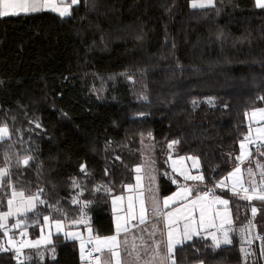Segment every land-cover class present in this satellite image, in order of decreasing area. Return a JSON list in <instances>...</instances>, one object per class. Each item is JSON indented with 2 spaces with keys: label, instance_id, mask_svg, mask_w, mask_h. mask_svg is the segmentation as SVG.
<instances>
[{
  "label": "trees",
  "instance_id": "1",
  "mask_svg": "<svg viewBox=\"0 0 264 264\" xmlns=\"http://www.w3.org/2000/svg\"><path fill=\"white\" fill-rule=\"evenodd\" d=\"M192 1L80 0L69 16L0 17V126L10 133L0 140L9 173L0 212L13 191L43 189L45 203L20 216L30 237L40 236L45 216L71 222L84 211L98 235L112 234L111 199L134 183L145 136L159 158L172 141L178 155L198 156L205 186L235 166L247 112L264 107V9L255 0ZM160 183L162 195L175 189L166 177ZM217 191L236 217L240 198ZM243 203L257 208L264 264V201ZM58 238L22 259L0 251V264H81L77 242ZM174 255L176 264H244L236 238L213 247L198 237Z\"/></svg>",
  "mask_w": 264,
  "mask_h": 264
},
{
  "label": "rangeland",
  "instance_id": "2",
  "mask_svg": "<svg viewBox=\"0 0 264 264\" xmlns=\"http://www.w3.org/2000/svg\"><path fill=\"white\" fill-rule=\"evenodd\" d=\"M197 2H202V0H197ZM192 3L193 1L191 2V5ZM257 109H264V107L256 106L247 112V122H246L247 131L239 141V157L242 154L241 143L244 142V138L246 136L250 135L251 139L255 141V143L249 144L247 148L243 150L245 158L237 160V162L235 163V166L230 171V174H233L236 168H239L240 172L234 175H229V177H227L228 176L227 174L221 178L222 179L221 183L223 182V184L225 185H227L228 183L227 181H229L230 188H228V186L226 187L219 186L221 185V183H218L214 186L215 199L219 197L222 200H227L228 201L227 206L215 203L214 202L215 199L211 200L208 197V195L205 193L206 184L204 183L203 180L202 181L190 180V179H186L185 175H181L182 172L187 175H191V176L202 175L200 159L198 156L178 155L176 152H178V149H179V142L173 143L172 141L168 145L167 155H165L164 153L159 158L157 154L156 144L153 141V138L151 136H145L143 140L141 141V144L139 147V150L142 154V160L135 167V178H134L135 182L127 186L126 188L127 193L125 197L124 195H122L123 193L116 195V197H123V200L117 201L114 207L118 209H123L122 211H124L125 206H128L129 197H132V202L133 200H135L134 202H138L137 200H141L142 198L141 194L146 195L147 192L136 191L134 189V186L135 187H139L140 185L144 186L145 183H147L149 187L148 193L150 195V200L154 199V197L151 195L153 192L152 189H155L157 186L159 187V183H160L162 176L166 177L169 181L173 183V185H175L178 188L177 193L180 192L184 188L190 189L191 193L187 195L186 197H189L194 194H197L199 197H205V194H206V198L199 200L197 205L200 204L203 208H205L206 210L205 217H206L207 223H208L209 218L213 217V213L211 212L212 210L210 209V205L212 208L216 206L227 207L229 209L230 214L232 215V218H230L231 223L227 225V229H226V231L228 232V238L231 240L230 244L233 243L235 238L239 241L240 251L242 254V260L244 264L259 263L260 255L262 254V236L260 234V231L258 230L257 221H255L257 208L255 207L256 212L255 214H253L251 206L247 203H243V202H247V200L249 201V199L245 198L246 195L257 196L259 194H264V187H261V185L264 184V175H262L264 174V134H260V135L257 134V129L264 128V120H260L259 116H257L256 119H253L251 116L252 112ZM3 126H0V127H3ZM7 137H9V135ZM249 152L251 153V155H249ZM189 157H191V159H189ZM194 163H196L198 166L193 167ZM138 168H139V171H137ZM3 169H6V168H0V170H3ZM186 182H189V183L185 185ZM253 185H255V188H256L255 192L252 191ZM233 186H235L236 191L239 193L238 195L233 193ZM219 188L229 190L232 194L240 198V201L237 202L236 208H235L237 212L236 217H234L233 215L232 208L231 207L229 208V204H230L229 199L226 196L222 195L219 191H217V189ZM242 188H248L249 192L245 193L243 191V193H240V190ZM113 198L111 199V204L113 202ZM191 200L192 199L187 200V202L181 208L182 210L181 216L182 217L188 216V218H190L192 221L195 218V208H193L191 204ZM194 200H197V199H194ZM134 204L136 205V203ZM114 207H112V211ZM133 210L135 211V208H133ZM189 212H191L190 217H189ZM122 213L125 214V212H122ZM82 218L85 219L87 223L86 224L81 223L85 225H83L82 227H76L77 224L75 221H80ZM55 221L61 222L60 231L57 230ZM92 226L93 225L91 224V217L86 211H84L82 212L81 216H79L76 220L71 221V222L70 221L66 222L65 220H53V221L49 220L44 226L41 227L40 235L43 236L45 239H50V240L52 237V239H54L53 240L54 242V241H57V239H59L58 234H60L62 236V239L66 240L65 239L66 237H70L67 234L69 232L72 233V230H74V228L75 230H80V232L85 229V231L89 233L88 229L92 228ZM210 228H213V227H210ZM213 229H216V227H214ZM213 229L210 231L214 232ZM44 230L45 232L43 235ZM52 230L54 231L53 233H52ZM203 231L204 233H207L205 232V229ZM49 233H51L50 236H49ZM55 235H57L56 238L54 237ZM20 236L22 235L20 234ZM205 236L207 237L209 236V234ZM7 237H10L11 239H14V240L16 239L15 237H11L9 235ZM42 244L44 245V243ZM46 244H51V243H46ZM257 244H259L260 246V253H259V248L256 247ZM78 245L80 249V263L86 264L87 260L82 259L81 243H78ZM212 246L215 247L214 244ZM6 249L8 248L6 247ZM14 251L17 253V250H14Z\"/></svg>",
  "mask_w": 264,
  "mask_h": 264
},
{
  "label": "crops",
  "instance_id": "3",
  "mask_svg": "<svg viewBox=\"0 0 264 264\" xmlns=\"http://www.w3.org/2000/svg\"><path fill=\"white\" fill-rule=\"evenodd\" d=\"M50 2H55V3L59 4L60 0H50ZM68 4H71V0H63V5H61V6L68 5ZM77 4H75V5H77ZM73 6L74 5H72V7ZM72 7H71V9H72ZM71 9H70V11H71ZM43 11L54 12L51 10H43ZM38 12H40V11H38ZM54 13L58 14L57 12H54ZM21 14H23V13H21ZM229 175H230V172L228 173L227 177H229ZM0 178H1V180H0V185H1V181H2L3 177H0ZM227 182H228L227 186H228V188H230V183H229V181H227ZM188 183L189 182H186L185 185H187ZM148 188L149 187H148L147 183H145L144 186L143 185H140L139 187L134 186V189L136 191L147 192L146 195L142 194V198H141V200L144 203V207L146 209V212H145L146 219H145V222L143 224L139 223V217H140V212H141V200H137L138 202H134L135 200H133V202L136 203V205H135L132 202L133 208H135L134 215H135L136 219L130 220V222L128 224V227L130 228V232L127 235L124 233H121L120 237H119V239L121 241H123L125 238H127L129 240L128 251H125L124 246L121 245L120 252H121L122 264H170V260L167 257V249H166L167 232L169 230V224H168L169 218L166 215L167 213H172L173 215L171 218L176 221V223L171 226L172 228L176 229V231L173 234L174 238H181L182 239V233H183L185 224H188L190 229L194 228L201 233L200 236L194 235L191 240L185 241L183 244L191 242L195 238H198V237H203V238L209 239L211 244L212 245L214 244L210 235L207 237L205 236V235L209 234L211 232L210 230H212L213 228H210V227L206 228L205 232H207V233H204V231H203L204 228H200V225H199L200 208L202 207L200 204L195 207V218L192 221L190 218L186 219V217H188V216H186V217L181 216V213H182L181 208L184 206V204L187 202V200L197 199L199 197L197 194L191 195L189 197H186V198H183L180 200H176V201L170 203L167 207H165L164 203H163L164 200L166 198L172 197L174 194H176L178 191V188L175 186V189L173 192L169 193L168 195H162L161 194V183H159V187L157 186L155 189H152L153 192L151 195L154 197V199H151V200H150V195L148 193V191H149ZM131 189H130V191H131ZM21 192L22 191H15V193H17V195L14 198H13V195L10 197V199H13V205H12L13 215L8 217L7 221H0V222L5 223V228H2L4 236H5V246H7V248L11 249V250H19V252L17 251V253L20 254V256H23L24 250L27 248H39L41 246L49 245V244L44 243V245H43L42 243H40L38 247H21L22 244H28L31 242L39 241L42 237L41 235L37 238L30 237L26 222L23 221L22 219H20V216L26 214L27 212H22V211L17 212L16 211L17 208L24 209V208L30 207L29 200H28V197H30V196H27L26 194H24V192H22L24 195L21 196V195H19V193H21ZM126 193H127V190L122 195H124V197H125ZM12 194H13V192H12ZM115 198H116V195L114 196L113 200ZM210 199L214 200L215 196L213 198H210ZM36 207H37V203H36ZM112 207H114L113 202H112ZM127 208H128V206H125L124 211H117L116 209H118V208H116V207L113 208L112 214H113L114 231L112 234L98 235L95 232L94 227L92 226L91 237H92L93 241L95 240L96 237L104 238V237H110V236L115 235L116 234V217L118 215L122 216V217H127V215H128ZM229 208H230V204H229ZM34 209H32V210H34ZM177 209H180V211L177 212L176 211ZM210 209L212 210L211 212L213 213V217H214L213 222L216 225V229H213V230L216 233L217 237L219 239L223 240L224 236H223L222 232L226 231L227 225L229 224L226 221L230 220V218H232V215L230 214L229 209L225 206H216V207L212 208L210 205ZM8 210H9V208L4 212H7ZM217 211L221 213L220 216H216ZM4 212H0V214H2ZM122 212H125V214ZM225 213H227L226 216L224 215ZM18 221H23V223L21 224V226L19 228H14L13 225L16 224ZM206 221L207 220L205 217V224L207 223ZM46 223L47 222H44V225ZM222 223H223V230H220V225ZM76 224H77L76 227H82L83 225H85V224H81V223H76ZM134 225H135V227H133ZM5 231H7V235H5ZM44 232H45V230L43 231V235H44ZM53 232L54 231L52 230V233ZM21 233H24L25 235L20 236ZM72 233H76V234L81 233V234H79V238L66 237L65 239L67 241H76L78 244V243H82V240H83L84 245H85V249L88 246L94 247L93 243H89V233H87V231H85V229L80 232V230H75V228H74V230H72ZM8 235L11 237H15L16 239L15 240L11 239L12 243H9L10 237H7ZM59 235L60 234H58V236ZM54 237L56 238L57 235H55ZM133 237L136 238L135 243L138 246L137 252L139 253V256H140L139 260L136 259V253H132L131 255L129 254L130 252H132L131 242H132ZM53 240L54 239H52V237H51V240H50L51 244L53 243ZM157 245H158V248H157ZM224 245H229V244L221 243L220 246H224ZM179 246L180 245H177L176 249ZM176 249H175V251H176ZM100 256H101V259L104 261L109 259V254L107 252L100 253ZM86 262H87L86 264H90V262L88 260ZM91 264H95L94 259L91 262ZM111 264H114V261H112ZM189 264H204V262L196 261V262L189 263Z\"/></svg>",
  "mask_w": 264,
  "mask_h": 264
},
{
  "label": "snow or ice",
  "instance_id": "4",
  "mask_svg": "<svg viewBox=\"0 0 264 264\" xmlns=\"http://www.w3.org/2000/svg\"><path fill=\"white\" fill-rule=\"evenodd\" d=\"M79 2V0H71V4L68 5H63V0H60V3L57 4L55 2H50V0H0V17L2 16H8V15H19L21 13L23 14H28V13H34V12H38V11H43V10H51L54 12H57L61 17L64 16H69L71 14V7L72 5H75ZM255 4L256 7L264 9V0H255ZM209 6H214V0H202V2H197V0H193L192 3V7L196 8H204V7H209ZM253 119H256L257 116H259L260 120H264V109H257L255 111L252 112L251 114ZM37 127H39V125H37ZM257 134H264V128L261 129H257ZM9 135V130L7 128V126H3L0 127V140H3L5 137H7ZM173 143H178V141H173ZM255 143V141H253L249 136H246L244 138V142L241 143V149H242V154L240 157H237L238 160L245 158L244 157V153L243 150L245 148H247V146L249 144H253ZM171 147V145H170ZM249 155H251V153L249 152ZM30 159H32L31 157L29 158H25L23 160V164L24 165H28ZM189 159H191V157H189ZM198 165L196 163L193 164V167H197ZM81 171H85V166L81 165ZM137 171H139V168L137 169ZM240 169L236 168L235 172L233 174L230 175H234L236 173H239ZM8 170L7 169H3L0 170V177L3 176H7ZM181 175H185L186 179H190V180H197V181H202L204 179V177L202 175H198V176H191V175H187L185 173H181ZM264 175V174H262ZM139 179V178H138ZM73 186L74 187H79L78 184H76L75 181H73ZM219 186H224L226 187L227 185L223 184V182L221 183V185ZM261 187H264V184L261 185ZM242 191H244L245 193L249 192L248 188H242ZM97 191H99V189H97ZM252 191L255 192L256 188L255 185L252 186ZM43 192V189H40L39 192L37 194H35L34 196H30L28 197L29 200V204L30 207L28 208H24V209H19L17 208L16 211L17 212H28L31 211L32 209H34L36 207V203H45V201L40 200L39 199V195L40 193ZM191 193V190L188 188H184L182 189L180 192L174 194L172 197H168L164 200V206L167 207L170 203L176 201V200H180L185 198L187 195H189ZM233 193L234 194H239L236 191L235 186H233ZM13 198L17 195V193H15V191H13ZM19 195L23 196L24 194L21 192L19 193ZM142 195V194H141ZM206 198V194L205 197H198L197 200H193L191 201V204L193 206V208H195L198 204L199 200L205 199ZM246 199L252 200V199H259L261 201H264V194H259L257 196H252V195H246L245 197ZM129 203H128V208H127V217H122V216H117L116 217V234L110 237H104V238H100V237H96L95 240L93 241L92 237H91V228L88 229L89 231V243H93L94 244V248L91 251H87L85 252V245L82 241L81 243V253H82V259L88 260L91 264V262L93 261V259L95 260V264H111L112 261H114V264H122V259H121V245L124 246V250L128 251V246H129V240L127 238H125L123 241H121L119 239L120 234L124 233V234H128L130 232V228L128 227V224L130 222V220H134L136 219L135 215H134V210H133V203H132V197H129ZM123 197H116L113 200V204L115 205L117 201H122ZM215 203L218 204H222L227 206L228 201L227 200H222L219 197H217L214 201ZM8 208L9 210L7 212H4L2 214H0V221H7V218L13 215V211H12V205H13V199H9L8 200ZM73 203H79V200H73ZM86 202L83 207L87 206ZM117 211H122L123 209H116ZM177 212L180 211V209L176 210ZM146 209L144 207V203L141 200V212H140V217H139V223L143 224L145 222L146 219V215H145ZM252 212L253 214H255L256 212V208L253 207L252 208ZM168 216V224H169V230L167 232V241H166V249H167V257L170 260V264H176V260H175V249L177 245H181L183 244L185 241L191 240L192 237L195 236H200L201 233L196 230V229H190L188 224H185L184 226V230L182 233V239L181 238H174V232L176 231V229L172 228L171 226L173 224L176 223L175 220H173L172 217V213H167L166 214ZM205 215H206V210L205 208L201 207L200 208V221H199V225L200 228H208V227H216L215 223L213 222L214 217L209 218L208 223L205 224ZM221 213L220 212H216V216H220ZM225 216L227 215V213L224 214ZM191 216V212H189V217ZM188 217H186L187 219ZM45 222H48L50 220V217L45 216L44 217ZM76 223H87V221L85 219H81L80 221H75ZM194 222V221H193ZM227 223H231L230 220L226 221ZM23 223V221H18L16 224L13 225L14 228H19L21 226V224ZM56 226H57V230L60 231L61 230V222L60 221H55ZM135 227V225L133 226ZM0 228H5V223L4 222H0ZM220 230H223V223L220 225ZM5 235H7V231H5ZM21 235H25L24 233H21ZM51 235V233H49V236ZM70 237H75V238H79V234L76 233H68L67 234ZM209 235L211 236V239L214 243L215 247H219L221 245V243L224 244H230L231 240L228 238V232L224 231L223 232V240L219 239L216 235L215 232H210ZM136 238L133 237L132 238V242H131V249L132 252H130L129 254L131 255L132 253H136V259L139 260L140 256L139 253L137 252V248L138 246L135 243ZM9 243H12L11 238H9ZM40 243H51L50 239H45L43 236L41 237V239L39 241H35V242H31L28 244H22L21 247H38ZM158 248V245H157ZM9 249L3 248L2 246H0V251H7ZM19 252V250H17ZM54 251V249H53ZM104 253L107 252L109 254V259L104 261L101 259V256L97 255V256H93V253Z\"/></svg>",
  "mask_w": 264,
  "mask_h": 264
},
{
  "label": "built area",
  "instance_id": "5",
  "mask_svg": "<svg viewBox=\"0 0 264 264\" xmlns=\"http://www.w3.org/2000/svg\"><path fill=\"white\" fill-rule=\"evenodd\" d=\"M218 183H221V178H217L214 180L213 184L212 185H208L206 186L205 188V193L210 197V198H213L214 197V186ZM240 193H243V191L240 190ZM93 246H88L86 249H85V252L87 251H91L93 250ZM99 255L100 256V253H93V256H97ZM17 256L22 259V256H20L19 254H17Z\"/></svg>",
  "mask_w": 264,
  "mask_h": 264
}]
</instances>
